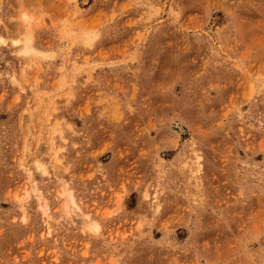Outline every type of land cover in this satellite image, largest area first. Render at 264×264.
Returning a JSON list of instances; mask_svg holds the SVG:
<instances>
[{"label":"rangeland","instance_id":"1","mask_svg":"<svg viewBox=\"0 0 264 264\" xmlns=\"http://www.w3.org/2000/svg\"><path fill=\"white\" fill-rule=\"evenodd\" d=\"M0 264H264V0H0Z\"/></svg>","mask_w":264,"mask_h":264},{"label":"bare ground","instance_id":"2","mask_svg":"<svg viewBox=\"0 0 264 264\" xmlns=\"http://www.w3.org/2000/svg\"><path fill=\"white\" fill-rule=\"evenodd\" d=\"M29 42H30V41H29ZM29 42H26V43H25V45H26V50H32L31 44H30ZM30 53H31V52H30ZM37 167L40 168L42 171H45V172L47 171L46 168H45V166H44L43 164H39L38 162H37ZM64 192H66V191H64ZM64 192H63V193H64ZM65 195H66V197H67V199H68V200H67V203H66V207H65V208H66V212L69 213V212H71V211H74V212H75V211H78L77 209L80 208V207H79L80 205H77V203H76V201H75V198H74L73 195H72V192H68V191H67V193H65ZM65 208H64V209H65ZM79 211H80V210H79ZM75 215H76V214H75ZM81 215H82V214H81ZM83 216H84V215H83ZM85 216H86V217H89V215H86V214H85ZM89 225H90V224H89ZM89 225H88V226H89ZM94 226L98 228V227H99V224L95 222V223H94Z\"/></svg>","mask_w":264,"mask_h":264}]
</instances>
